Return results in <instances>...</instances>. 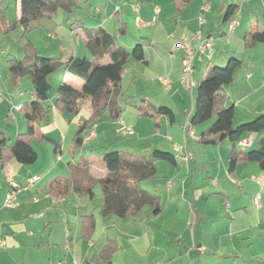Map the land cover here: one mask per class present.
Masks as SVG:
<instances>
[{"label":"crops","instance_id":"crops-1","mask_svg":"<svg viewBox=\"0 0 264 264\" xmlns=\"http://www.w3.org/2000/svg\"><path fill=\"white\" fill-rule=\"evenodd\" d=\"M18 1L17 17L20 15V0ZM208 1L190 0L185 3L184 0H106L94 10L89 9L84 18H75L74 13L70 14L66 25L56 22V13L40 22L44 23L46 20L49 27L56 25L60 29L63 28L73 40L76 39L75 44L68 47L59 45V52H50L47 55L45 53L48 52L38 50L44 56L62 57L64 61L77 56H88L92 59L86 46L87 36L84 28L100 27L115 37L118 46L129 50L141 42L144 45L145 61L133 58L129 60L123 74V95H118V103L122 106L127 91L131 92L138 87L139 69L143 75L145 89L149 84L152 87H157L158 84L163 86L160 77L166 74L171 79L180 81L184 52L178 50L171 57L170 49L184 37L193 39L195 46L203 39L213 37L214 32L204 31L206 25L201 18L212 8L213 4ZM220 1L217 13L221 14H224L231 4L239 6L241 1L250 2ZM250 9L253 13V8ZM193 13H200L199 18ZM240 13L243 12L236 11L235 17L240 18ZM195 21H199L198 28ZM254 26L264 28V23H254L251 28ZM222 32L224 33L223 30ZM51 37L59 39L55 34ZM260 48L264 51V45L258 43L249 49L244 46V51L253 52ZM79 51L83 54H79ZM229 57L227 55L214 63L220 64L219 62ZM109 61L110 56L106 54L102 62ZM196 61L201 64L202 58L199 56L195 63ZM261 62L264 63V60ZM249 65L245 63L247 67ZM259 68L264 72L261 64ZM239 70H236L235 77L238 76ZM9 76L8 68V81ZM247 76L251 79L253 75L249 73ZM24 78L17 84V88L10 91L14 101H17L14 106L35 98L32 83H29L30 91L24 90L23 84L27 82ZM250 79L240 84L235 80L221 88V92L228 98V104L235 105L234 125L239 124L238 121H250L264 112V100L255 107L249 99L251 95L264 90V77L260 81ZM62 82L76 88H82L84 84L81 77L69 72L66 67L53 74L52 89L46 103L50 110L38 125L40 133L49 140L33 141V146L38 152L37 161L31 165H23L11 160L0 165V231L6 236L8 243L6 247H0V264H85L92 258H97L96 264H264V171L256 162L240 161L231 174L228 171L231 142L228 140L218 145L202 147L195 132L194 141L192 140L194 147L190 148L191 141L189 135L186 136L185 125L189 123L193 113L183 123L181 132L177 128L169 130L168 126L175 123L166 119V134L162 130L164 117L155 115V123H159L158 136L161 139H174L170 141L172 144L167 150L173 151L175 145H180L193 154L188 163L172 166V170L168 165H164V168L170 169L166 171L165 177L168 179L166 187L170 189L171 195L168 201L161 200L163 210L160 214L155 215L153 208L147 206L140 215L125 218L116 215L103 217L100 215L104 203L100 185L94 187L93 197L78 194L71 184L63 197L51 196L48 193L51 179L65 177L70 183L69 163L78 161L80 157H87L85 149L90 150L92 141L96 143L107 137L110 132H113L114 136L117 126L128 128L127 121L122 117L124 110L110 121V111L105 109L102 116L88 124L84 131V137L97 131L94 132L95 136L91 141L83 142L81 151L73 155L70 151L74 146L78 127L91 116V101H82L81 111L77 116L60 112L55 107V96ZM173 88L174 82L168 90L172 91ZM0 91L3 94L4 89L2 91L0 87ZM129 97L133 99L129 101L136 98L133 95ZM10 110L12 111V108ZM237 116L239 120H236ZM198 126L202 133L210 124L203 123ZM6 127L7 131H0H4L11 141H14L18 133L27 130L28 125L19 111L14 123H6ZM131 127L138 132L137 125ZM263 135L264 132L247 133L242 137L239 149L247 151L253 148L252 145L258 147ZM56 143L60 145L58 150ZM112 144L120 145L116 140L106 139V142L99 146L101 153ZM178 159L183 161L181 157ZM93 160L95 162V158ZM159 162L164 163L156 161L157 172ZM93 168L97 173L90 171L97 176L106 174L105 166L100 164V161ZM34 176L39 179L26 187ZM11 181L23 188L18 193L19 205L8 210L3 207V202L11 188ZM147 184L148 182H144L141 186L149 190ZM156 194L161 197L157 192ZM88 214L96 216V228L92 236L86 239L82 236L83 217ZM110 241L118 245V250L110 259L99 258L102 249Z\"/></svg>","mask_w":264,"mask_h":264},{"label":"trees","instance_id":"trees-1","mask_svg":"<svg viewBox=\"0 0 264 264\" xmlns=\"http://www.w3.org/2000/svg\"><path fill=\"white\" fill-rule=\"evenodd\" d=\"M185 3L190 0H184ZM2 3V1H0ZM78 3L74 0H20V15L14 20H8L1 12L0 22L4 23V31L16 29L19 26L28 29L35 21L53 17L60 8L73 11ZM238 6L231 4L223 14L225 23L235 17ZM87 36V48L92 59L88 56L72 57L64 61L62 57L44 56L37 48L27 47L24 56L20 59L13 57L8 61L10 77L13 85L21 78H30L35 98L25 101L20 108L27 121V130L18 133L14 141L0 131V165L16 160L23 165H31L38 159V152L33 146L34 140H49L39 131L38 125L47 117L50 106L47 105L49 93L52 89V76L58 70L66 67L73 74L84 80L82 88L62 82L56 91L55 107L63 113L77 116L81 111V103L85 99L91 101V116L79 129L74 138L71 153L75 155L83 148L84 131L88 124L102 116L108 109L112 118H117L121 112L118 95L123 86V74L131 58L145 61L144 45L137 43L132 50L118 46L113 35L102 28H84ZM245 48H253L258 43L264 45V28L254 26L247 31ZM108 54L110 61L103 63V57ZM213 54V53H212ZM230 56L225 66L213 64L202 81L198 83L197 94L194 100V112L189 121V128L212 120V123L199 136L198 143L218 145L224 140L231 142L228 171L233 174L240 161H253L259 164L264 171V135L259 140L258 147L253 146L247 151L239 149L242 137L247 133L264 132V112L254 119L234 125L235 105L228 104V98L221 92V88L233 83L235 72L244 66V59ZM212 58V55L209 59ZM141 107V105H140ZM142 108V107H141ZM166 114L171 123H175L176 115L171 107L160 106L156 112L142 111L143 116L155 117ZM159 127V123L156 124ZM186 136L189 134L186 129ZM56 143V150H58ZM186 150V149H185ZM188 151V150H187ZM190 152V151H188ZM191 153V152H190ZM191 153V158H192ZM174 151L153 148L148 152L135 153L129 150L104 151L102 160L106 169L104 176H97L90 171L92 161L89 157H80L78 161L69 163L70 183L66 178H60L49 183L48 193L57 198L65 195L69 184L80 195L94 196V187L100 185L104 203L100 215L107 217L116 215L122 218L140 215L147 206L153 208L155 215L163 210L161 197L151 193L141 186L157 178L156 161H166L172 166L181 163ZM182 159V158H181ZM183 160V159H182ZM96 228V216L88 214L83 217L82 236L89 239ZM118 245L110 241L101 251L99 258L110 259L118 250ZM98 258V260H99ZM97 258L87 260L85 264H96Z\"/></svg>","mask_w":264,"mask_h":264},{"label":"rangeland","instance_id":"rangeland-1","mask_svg":"<svg viewBox=\"0 0 264 264\" xmlns=\"http://www.w3.org/2000/svg\"><path fill=\"white\" fill-rule=\"evenodd\" d=\"M2 3H0L1 6V12H4L8 20H14L18 15V0H0ZM78 3L77 7L73 8V11L70 12L68 10H64L60 8L58 10L57 14V23H61L62 25H66V20L68 17H70L72 13L73 17L75 18H84L85 13H89V9L94 10L96 6H99L101 4H104V0H74ZM89 1V2H87ZM209 3H212V8L208 13H205L201 16L203 18V23L206 25L204 26V31L206 33H209V31L214 32L213 37H210L213 42V50L215 51L212 56V59H209L207 55L205 54H199L197 48L198 46L194 47L196 48L197 52V58L200 56L202 58V63L199 64L198 61L194 60L196 72L194 75L196 86L190 90L185 89L182 86V83L179 80H174L169 77L170 87L172 86L174 82V88L172 91H169L168 89L170 87L166 86L162 81V76L160 77L161 82L163 83V86L161 84H158L156 87H152V85H148L147 89H145L144 79L143 75L140 74L136 70H132V72H138L137 74L140 76L138 78L139 83L138 87L134 88V90H131V92L127 91L126 97L122 100V106L121 112L124 110V113H122L123 120L127 123L128 128L123 126H117V131L115 130L114 136H112L113 132H110L107 137H103L101 140L92 141L90 150H86L85 152L87 154V157L93 162L91 163V166L98 165V161H100V164L104 165V161L102 160V151L100 150L99 146L101 143L104 144L106 142V139L108 140H116L120 145L112 144L110 147L105 149L106 152H111L114 150H124L126 148L131 149L130 151L135 153L140 152H148L151 151L153 148H165L166 150L171 147L172 142L171 140H174L173 138L169 137L167 139H161L158 134V127L156 125L155 117L150 116H143L142 114H138V112L144 111V110H150L151 112H156V110L160 106H168L171 107L176 115V121L173 126H168L169 130H175L177 128L180 132L182 130L183 123L186 122L188 119V116L194 112V100L197 94V85L206 73L213 67V64L216 60L224 59L228 56H236L235 58L244 59V66L239 68L240 70L237 71L238 76L235 77V80L237 81V84H240L241 82H248L250 78H248L247 74L251 73L253 76L250 79L251 81H260L264 77V72L262 69L259 68V64H261L262 67H264V63L261 62V60H264V51L260 49H257L253 52L251 51H244L245 46V35L248 30H250L251 26L254 23H264V0H250L249 3L239 2V6L237 8V11L240 12V22L241 25L236 26L235 30L231 32L230 30V21L223 22V13H217L218 12V5L220 4V0H209ZM250 7L253 8V13L251 12ZM197 15V18H199L200 13H193ZM88 15V14H87ZM239 17V16H238ZM48 22L41 23L40 21H35L31 24V26L28 29H25L24 27L19 26L16 29L7 30L4 31V23L0 22V80H1V90L3 91V94L0 97V130L7 131L6 123H14L16 115L19 114V109H17V106L14 102V97L11 96V89L17 88V86L13 85V82L11 80V77L9 76V81L6 78L8 73V59L16 57L18 59L22 58L24 56V52L26 51L27 47H34L37 49H41L43 52L50 54L59 52V45L63 47H68L69 45L75 44L76 39H72L68 32L64 31V29H60L58 26L49 27L47 25ZM90 24V23H89ZM199 21H195L196 28H198ZM203 25V24H202ZM70 26V24H69ZM69 26L67 25V28L69 29ZM224 31V33L222 32ZM247 30V31H246ZM223 33V34H222ZM55 34L59 37V39L52 38L51 35ZM193 41V39H192ZM76 46V45H75ZM78 47V46H77ZM246 49V48H245ZM221 50L223 52H221ZM182 52V50H179ZM231 52V53H230ZM79 54H83L81 51H79ZM91 54V53H90ZM222 55V56H221ZM172 57V56H171ZM227 60L223 62H219L223 66L226 65ZM251 61V62H250ZM246 64H250L248 67L245 66ZM135 75V74H133ZM132 76V75H131ZM169 76V75H168ZM23 78L20 79V81ZM25 84H23L24 90H29V83L31 84V80L28 77L24 78ZM173 80V81H171ZM234 80V82H235ZM19 81V82H20ZM18 82V83H19ZM17 83V84H18ZM28 83V84H27ZM11 85V86H10ZM60 86V85H59ZM147 86V85H146ZM3 88V89H2ZM7 88V89H5ZM8 91V92H7ZM131 94V95H130ZM123 95V93L121 94ZM136 96L134 101H129L131 97L129 96ZM146 98V99H144ZM249 99L255 104V107L259 106L261 102L264 100V90H260L259 93H257L254 96H250ZM133 100V99H131ZM255 101V102H254ZM128 102V104H126ZM141 105V107H140ZM123 107V108H122ZM12 108V111L10 110ZM21 117L23 120L26 121L24 118L22 112ZM163 118V126L162 130L166 134V127L168 125V122H166V119H169V116L166 114L161 115ZM109 118L110 121H113L114 118L111 117V114L109 112ZM239 118L237 116L236 120ZM239 120V119H238ZM170 121V120H169ZM212 120L204 123V124H211ZM242 123V121H238ZM239 123V124H240ZM40 125V124H39ZM133 125H137L138 132H135L136 129H134ZM238 125V124H236ZM130 127V128H129ZM204 127V126H201ZM201 128L199 126L194 127V131L197 132V136L201 134ZM114 131V130H113ZM95 133L97 131H94ZM162 133V132H161ZM90 134V133H89ZM87 134V135H89ZM185 134V133H184ZM86 137V136H85ZM93 138V137H92ZM85 140L84 143H87L91 141V139ZM189 139L191 141L190 148H193V139L194 136H189ZM193 140V141H192ZM122 143V144H121ZM195 143V142H194ZM202 147L207 146L205 144H201ZM210 146V145H208ZM256 146V145H253ZM210 149V148H209ZM136 150V151H134ZM95 158V162L94 159ZM163 165V166H162ZM164 165H168V167L172 170V165L168 162L164 161V163L158 164V170L157 172V178L154 180H151L146 185L147 188L150 190L151 193L161 195V200L168 201L170 199V189L166 187V181L168 179L165 177L166 171H170V169L164 168ZM90 166V167H91ZM93 166L90 168V170H93L94 173L97 171L94 170ZM66 174V173H62ZM169 175V174H168ZM54 176V175H52ZM172 177V173L170 174ZM60 178L65 177H54L51 179L50 182L55 181V184L53 186L59 185L58 180ZM101 195V193H99ZM101 197V196H100ZM101 201V198H100ZM150 207V206H149Z\"/></svg>","mask_w":264,"mask_h":264},{"label":"built area","instance_id":"built-area-1","mask_svg":"<svg viewBox=\"0 0 264 264\" xmlns=\"http://www.w3.org/2000/svg\"><path fill=\"white\" fill-rule=\"evenodd\" d=\"M229 24H230L229 25L230 30H231V32H233L235 30L236 26L241 24L240 18L238 16L232 18L230 20ZM196 38L198 40H200V38L198 36ZM178 50H182L184 52L183 57H182V71H181V75H180V82L182 83V86L185 89L190 90V89L194 88L197 84L195 81V78H194V75L196 72V68H195V64H194V60L196 59V56H197L196 48L193 45L192 39L184 37L179 42L175 43L171 47L170 52H169L170 56H172ZM197 50L200 51L201 53L207 55L208 58H210L212 53H213V42H212L211 38L208 37V38L203 39L200 42ZM168 78H169V76H168V74H166V75L162 76V81L166 86L170 87L171 84H170ZM1 95H2V93L0 91V97H1ZM20 108H21V105H18L17 109L20 110ZM186 129H189L190 135H195V131L192 128H189V124L185 125V131H186ZM93 136H95L94 132L90 133L89 135L84 137V141L92 138ZM174 151L185 162H187L191 158V153L188 152L187 150H185L180 145H175ZM38 179H39L38 176H34L33 178H31L29 180L26 187L31 186ZM11 182H12L11 188L7 192L5 199H4V202H3V207L5 209H8V210L13 209L19 205L18 193L23 188V186H21L20 184L15 183L14 181H11ZM7 244L8 243H7L6 236L0 231V247H2V248L6 247Z\"/></svg>","mask_w":264,"mask_h":264}]
</instances>
